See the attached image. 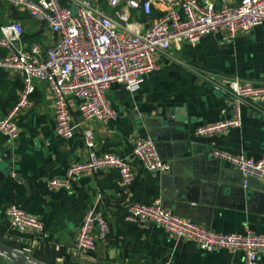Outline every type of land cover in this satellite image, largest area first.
<instances>
[{
    "label": "crops",
    "instance_id": "0c3cea01",
    "mask_svg": "<svg viewBox=\"0 0 264 264\" xmlns=\"http://www.w3.org/2000/svg\"><path fill=\"white\" fill-rule=\"evenodd\" d=\"M92 1L107 8V0ZM61 2L69 5L68 0ZM221 4L222 0L218 7ZM162 14L163 9L154 6L150 20ZM16 20L24 25L25 44L39 42L45 50L55 41L45 25L0 2V26ZM5 53L0 49V56ZM156 58L158 71L148 75L136 92L128 93L119 85L107 92L118 113L116 120L86 121L78 101L70 99L73 120L79 124L70 139L57 135L52 94L45 82L36 81L31 104L16 115L19 136L11 139L0 133V164L11 166L0 177L1 243L30 249L34 259L46 264H245L243 251H203L195 241L175 239L159 225L129 221L126 213L135 202L159 200L165 208L214 231L264 235V178L252 181V189H247L242 173H228L232 164L210 155L219 149L262 158L264 106L245 102L238 129L209 137L196 134L199 126L234 115V97L216 90V79L264 85V24L232 40L224 30L212 32L198 43L173 45ZM0 73L5 77L0 80L2 119L17 103L24 85L21 74ZM87 130L94 134L96 153L131 162L135 180L130 187L122 184L117 169L110 168L77 177L70 190L49 188L50 180L64 177L72 164L88 159ZM147 136L154 138L161 157L171 164L170 171L151 172L132 154L135 142ZM7 153L8 161L1 160ZM253 189L258 195L248 197ZM11 205L38 217L48 238L14 228L6 213ZM90 209L103 211L111 233L95 251L77 254L72 245ZM0 264L9 263L0 257ZM259 264H264V251Z\"/></svg>",
    "mask_w": 264,
    "mask_h": 264
},
{
    "label": "built area",
    "instance_id": "2783aa9c",
    "mask_svg": "<svg viewBox=\"0 0 264 264\" xmlns=\"http://www.w3.org/2000/svg\"><path fill=\"white\" fill-rule=\"evenodd\" d=\"M68 1L69 5L62 4L61 0H0L45 25L55 39L44 50L39 42L25 44L22 22L9 21L0 26V49L6 51L0 56V70L21 74L24 85L16 105L0 119V133L11 139L19 136L16 115L31 104L36 81L45 82L52 94L57 135L70 139L79 128L71 114L70 99L78 101L79 111L86 121L116 120L118 113L107 92L112 85H119L128 93L136 92L148 75L158 71V54L182 42L198 43L207 34L220 30L226 31L227 38L232 40L239 33L264 24V0H239L234 4L222 0L220 7V0H107V8L92 0ZM154 6L162 8L163 14L150 20ZM139 16L148 19L141 20ZM214 87L233 95L234 115L199 126L196 134L200 137L240 128L244 103L264 101V85L221 78L216 79ZM84 140L90 150L88 159L72 164L64 177L50 180V189L70 190L77 177L110 168L119 171L124 186L133 184L135 173L128 159L96 153L95 137L90 130L84 132ZM132 154L151 172L171 170V164L161 157L152 136L138 139ZM210 155L237 167L244 175L245 186L249 178H264V156L255 159L244 152L232 154L219 149ZM6 213L17 230H32L43 239L48 238L38 217L16 205L9 206ZM126 219L159 225L175 239L195 241L203 251H243L245 264H259L264 251V235L217 232L174 213L159 200L150 204L133 203ZM110 233L111 224L103 211L90 209L72 251L77 254L95 251L98 242L106 240Z\"/></svg>",
    "mask_w": 264,
    "mask_h": 264
},
{
    "label": "water",
    "instance_id": "95a60500",
    "mask_svg": "<svg viewBox=\"0 0 264 264\" xmlns=\"http://www.w3.org/2000/svg\"><path fill=\"white\" fill-rule=\"evenodd\" d=\"M260 104H262V106H264V101L260 102ZM9 155L8 153L5 154L4 156L1 157V160L3 161H8ZM11 166L7 165L6 167H2L0 164V177H2L4 174H6L7 172L10 171ZM228 173L235 175L238 174L240 175L242 172H240V170L238 168H236L234 165L231 166L230 171H228ZM242 175V185H244V175L243 173ZM252 181H258L257 179H253V178H249L247 180L246 183V188L247 189H252L251 187V182ZM263 185L258 186V188L260 189ZM256 192H258V190L253 189L252 191H249L248 193V197H250L252 195V197L258 195ZM0 257L5 259L9 264H46V263H42L36 259L33 258L32 254H30L28 251L21 249V248H17L5 243H1L0 242Z\"/></svg>",
    "mask_w": 264,
    "mask_h": 264
},
{
    "label": "trees",
    "instance_id": "16d2710c",
    "mask_svg": "<svg viewBox=\"0 0 264 264\" xmlns=\"http://www.w3.org/2000/svg\"><path fill=\"white\" fill-rule=\"evenodd\" d=\"M2 79H5V77H4V75H2V73H0V80H2ZM15 105H16V104H15ZM15 105H14V106H15ZM14 106H13V107H14Z\"/></svg>",
    "mask_w": 264,
    "mask_h": 264
}]
</instances>
